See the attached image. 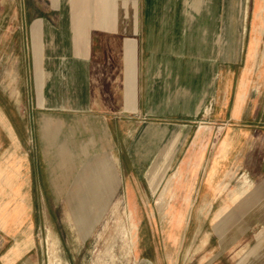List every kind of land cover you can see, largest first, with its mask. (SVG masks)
<instances>
[{"label":"crops","instance_id":"1","mask_svg":"<svg viewBox=\"0 0 264 264\" xmlns=\"http://www.w3.org/2000/svg\"><path fill=\"white\" fill-rule=\"evenodd\" d=\"M63 1L67 4L68 0ZM91 1L97 3L78 13L73 11L74 21L71 9L63 7L59 12V24L47 39L32 97L27 95L26 110L32 112L28 114L32 119L21 121L24 135L16 132L21 162L18 169L3 167L11 176L2 184L15 173L19 187L28 193L40 191L41 181L46 191H52L42 143L41 122L45 118L58 126L54 146L91 142L96 144L92 151L97 153L104 150L105 143H125L127 138L133 144L153 140L161 145L158 154L152 155L150 147L145 152V157L153 158L147 170L150 188L153 164L157 162V170L163 172L159 185L166 173L159 159L168 161L175 155L174 160L181 142V147H187L161 196L173 193L176 186V191L190 193L191 207L220 209L208 223L207 240L217 236L209 255L234 254L231 264H264V0H235L234 5L233 0H144L142 56L140 0ZM248 9L251 22L248 29L245 25L240 28L249 32L247 40L240 42V57L235 51L232 59L231 50H226L232 48L226 38L232 24L224 22V58L217 68L215 37L209 51L201 55L200 36L193 34L200 29L199 17L220 19L237 14L245 18ZM84 16L85 26L81 24ZM184 16L191 17L192 23L182 27L178 17L183 21ZM75 23L78 27H73ZM204 30L215 32L216 25ZM15 96L16 111H23L20 91ZM136 124L139 129L158 130L153 137L139 130L132 133L130 127ZM124 127L127 131L123 134ZM0 128L6 132L3 125ZM167 129L179 130L182 141L180 133L167 139ZM165 143L175 144V151L162 152ZM58 153L72 155L65 145ZM104 163L111 166L114 189L118 178L113 159L98 158L92 169L85 167L74 180L69 208L76 189L88 200L98 184L96 171L103 169ZM125 184L131 192L130 179ZM21 201L27 208L39 206L33 198ZM186 205L167 203L173 225L180 217L178 208ZM6 239L0 248V264H4L1 256L8 249L10 239Z\"/></svg>","mask_w":264,"mask_h":264},{"label":"rangeland","instance_id":"2","mask_svg":"<svg viewBox=\"0 0 264 264\" xmlns=\"http://www.w3.org/2000/svg\"><path fill=\"white\" fill-rule=\"evenodd\" d=\"M64 2L63 0H0V124L5 127L9 135L6 138L5 130L0 128L2 138L0 140V248L7 242L6 237L10 239L8 249L1 256L3 263L50 264L51 243L54 242L55 257L59 264H231L235 258L234 254L221 255L218 258L209 255L215 246L217 236L212 235L210 241L207 240L210 231L208 223L220 209L191 207L190 193L176 191V186L173 197L170 191L161 196L163 187L176 171L180 153L187 147L186 144L181 147V142L174 160L175 155L168 161L159 159L161 165L166 168V173L156 191H152L147 182V170L153 159L151 156L155 152L159 153L161 145L153 140L150 144L138 140L133 144L130 142L131 138H127L125 143H105L104 150L97 153L92 151L96 144L91 142L60 143L54 146L53 137L57 133L58 126L45 118L41 122L42 143L52 191H46V186L41 181L40 191L28 193L22 186L19 187V177L15 173L8 183L2 184L5 174L1 171L3 167L9 165L18 169L21 162L22 149L17 142L16 132L24 131L20 130L22 128L19 125L21 121H27L32 114L26 110L27 95L28 98L32 97V89L34 83L36 85L38 71L42 68L41 63L46 55L44 48L47 46V39L58 27L61 8L71 9L69 13L74 21L73 11L78 13L81 8L93 7L97 3L91 0H68L67 4ZM234 3L235 0L232 5ZM145 8L144 0H140V56L143 55ZM232 11L235 12L233 8ZM82 18L85 21L86 17ZM182 19L183 21L178 17L179 25L182 24V27L184 24L192 23L191 17L184 16ZM224 22L232 24V31L226 33V38L231 40L232 48L228 47L226 50L228 52L231 50L232 59L235 51L239 58L240 42L243 39L246 41L249 34L247 30L241 31L240 28L242 25L247 26V29L249 27L251 22L249 9L245 18L237 14L221 16L220 19H213L211 16L199 17L200 29L193 33L195 36L198 34L200 36L201 55L209 51L211 41L215 37L217 68L218 66L220 68L219 63L224 58L222 47ZM67 23L69 30L71 20ZM81 24L85 26L86 21ZM214 24L215 32L211 30L205 32V28L211 29ZM76 26L78 27L77 23L73 24V27ZM17 90L21 93L23 106V111L18 112L14 104ZM1 107L5 111H1ZM204 111L205 109L199 117V122L203 120ZM218 127L219 125H216V129ZM132 128L133 126L130 127L132 133L139 130L138 133L148 134L151 137L158 130L147 127L139 129L137 124ZM122 131L124 134L127 131L126 127ZM167 131V139L174 133H180L181 137L179 130L167 129ZM119 140H122L121 135ZM61 145H65L72 155L60 156L58 149ZM149 147L152 155L147 158L145 152ZM34 152L37 155V151ZM103 157L113 159V170L118 181L103 202L105 205L97 209L98 212L100 211L99 216L96 217L97 212L92 214L87 229L79 233L67 203L70 190L74 180L84 172L85 167L92 169L94 161ZM44 168L45 163L41 160V170L44 171ZM127 172H133L134 175L129 176ZM127 179L132 183L131 192L126 190ZM24 197L30 200L33 198L34 203L39 206L32 208L22 206L21 200ZM169 202L187 204L178 208L180 217L176 219L174 225L167 214ZM127 214L130 215L129 220L134 221L136 226V246L130 252L124 241V234H121L122 228L128 227L124 222ZM121 219L124 221L121 222ZM171 225H173L172 231H170Z\"/></svg>","mask_w":264,"mask_h":264},{"label":"bare ground","instance_id":"3","mask_svg":"<svg viewBox=\"0 0 264 264\" xmlns=\"http://www.w3.org/2000/svg\"><path fill=\"white\" fill-rule=\"evenodd\" d=\"M173 152L175 151V144L173 143H165L162 145V152ZM4 172V179L2 182L6 181L10 176L11 172L9 169L1 170ZM152 179L150 180L151 188L153 191L156 190L159 180L162 178L163 172L161 170H157V162H155L152 166ZM98 184L94 186V192H92L88 200H84L80 194V191L76 189L73 192L74 200L71 202L70 212L73 215L74 223L77 226L79 233L84 232L88 224L91 222L92 214L97 212V216H99L98 208L103 207L105 205L103 202L107 199L109 192L112 190L113 185V175L110 164L104 163L103 169L99 168L96 171ZM163 202V201H162ZM94 210H96L94 212ZM94 212V213H93ZM130 214L132 211H129ZM130 215H126V221L120 220L121 222H126L128 224L127 228H124L121 231V234H124V241L129 248V252L132 251L136 246V234H135V223L134 221L129 220ZM96 219V218H95ZM97 222V219H96ZM56 251L54 249V242L51 243V251H50V264H59L56 260Z\"/></svg>","mask_w":264,"mask_h":264}]
</instances>
